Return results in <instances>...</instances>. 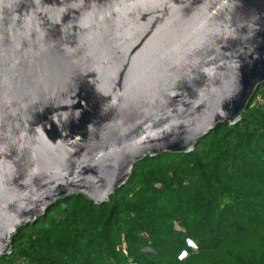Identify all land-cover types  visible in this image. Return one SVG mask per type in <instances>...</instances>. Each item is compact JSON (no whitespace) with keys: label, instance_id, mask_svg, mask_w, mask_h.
Wrapping results in <instances>:
<instances>
[{"label":"water","instance_id":"95a60500","mask_svg":"<svg viewBox=\"0 0 264 264\" xmlns=\"http://www.w3.org/2000/svg\"><path fill=\"white\" fill-rule=\"evenodd\" d=\"M263 84L264 0H0V259L55 202L99 206L237 123Z\"/></svg>","mask_w":264,"mask_h":264},{"label":"trees","instance_id":"16d2710c","mask_svg":"<svg viewBox=\"0 0 264 264\" xmlns=\"http://www.w3.org/2000/svg\"><path fill=\"white\" fill-rule=\"evenodd\" d=\"M0 264H264V84L237 123L136 163L107 202H55Z\"/></svg>","mask_w":264,"mask_h":264},{"label":"rangeland","instance_id":"374dc122","mask_svg":"<svg viewBox=\"0 0 264 264\" xmlns=\"http://www.w3.org/2000/svg\"><path fill=\"white\" fill-rule=\"evenodd\" d=\"M187 246H188L189 248H191V249H194V248H195L194 245H191V244H190V245L187 244ZM183 256H184V253L182 252V253L180 254V258L183 257Z\"/></svg>","mask_w":264,"mask_h":264}]
</instances>
